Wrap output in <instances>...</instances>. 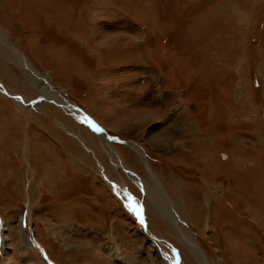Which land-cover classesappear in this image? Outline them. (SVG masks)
<instances>
[{
    "label": "rangeland",
    "instance_id": "1",
    "mask_svg": "<svg viewBox=\"0 0 264 264\" xmlns=\"http://www.w3.org/2000/svg\"><path fill=\"white\" fill-rule=\"evenodd\" d=\"M0 264H264V0H0Z\"/></svg>",
    "mask_w": 264,
    "mask_h": 264
},
{
    "label": "bare ground",
    "instance_id": "2",
    "mask_svg": "<svg viewBox=\"0 0 264 264\" xmlns=\"http://www.w3.org/2000/svg\"><path fill=\"white\" fill-rule=\"evenodd\" d=\"M35 78H36V76H35ZM44 78H45V77H44ZM36 80L38 81L39 79L37 78V79H35L34 81H36ZM43 83H44L45 85H44ZM43 83H42V87H43V88L41 87V90H44L45 93H49V92H48V89H50L49 86H48L49 81H48L47 79H45V81H44ZM56 100H57V99H56ZM69 109L71 110V108H69ZM72 110H73V113H74V114H78V110H75V109H72ZM79 115H80V114H79ZM102 137H103V135H102ZM136 149H138V148H136ZM158 202H159V201H158ZM36 254H37V253H36Z\"/></svg>",
    "mask_w": 264,
    "mask_h": 264
},
{
    "label": "snow or ice",
    "instance_id": "3",
    "mask_svg": "<svg viewBox=\"0 0 264 264\" xmlns=\"http://www.w3.org/2000/svg\"><path fill=\"white\" fill-rule=\"evenodd\" d=\"M93 127H95V125H93ZM99 131V129H97Z\"/></svg>",
    "mask_w": 264,
    "mask_h": 264
}]
</instances>
